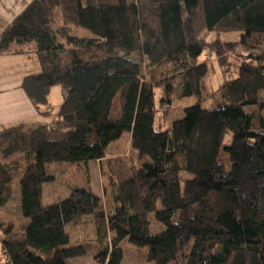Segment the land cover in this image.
<instances>
[{"label": "trees", "instance_id": "16d2710c", "mask_svg": "<svg viewBox=\"0 0 264 264\" xmlns=\"http://www.w3.org/2000/svg\"><path fill=\"white\" fill-rule=\"evenodd\" d=\"M218 29L241 34L224 41ZM206 52L224 76L213 93ZM21 53L41 65L22 83L39 113L52 114V86L65 95L48 123L0 128V209L19 183L30 219H0V264H121L124 241L151 264H264V0H32L0 35V55ZM176 96L198 102L168 125ZM125 132L140 162L117 182L102 170L98 194L90 163L109 167ZM53 163L73 185L46 205ZM151 215L164 230L152 232ZM85 216L93 238L70 245L67 227Z\"/></svg>", "mask_w": 264, "mask_h": 264}, {"label": "rangeland", "instance_id": "374dc122", "mask_svg": "<svg viewBox=\"0 0 264 264\" xmlns=\"http://www.w3.org/2000/svg\"><path fill=\"white\" fill-rule=\"evenodd\" d=\"M59 12V16L61 17V13ZM72 33L77 36L84 37H95L88 29L74 26L72 25ZM241 31L235 30L231 32H225L222 29H218L213 31L211 34L213 37H219L221 40H236L240 37ZM206 35L208 40L211 39L212 36ZM209 57L211 59L210 64L211 69L208 75L205 78L206 85L210 92H215V90L221 84L224 76L222 74V69L218 64V60L214 56H210V53L206 52L203 58ZM35 60H39L36 55H34ZM39 62V61H38ZM32 64V63H31ZM34 66V63H33ZM41 69V66H40ZM65 95V89L62 84H56L52 86L49 96H48V106L51 107L52 114L47 115L44 114L43 118L37 124H31L29 126H37L39 124H45L52 120V118L56 115L57 110L61 106ZM198 102V98L196 96H188V97H177L173 103V107L166 110V118L167 124L171 125V123L176 120L184 117V108L190 105H193ZM214 100L208 99L203 103L204 107L213 106ZM28 126V125H27ZM130 132H125L122 137L113 142L106 153L105 160H111L110 166H105L104 169H101L100 161H91L90 163V171L92 178V188L94 192L98 194H104V185L106 184L105 179L103 177L102 170H108L111 174V180L115 181L123 180L130 176L129 166L139 164L140 160H138L135 153H133L130 147ZM224 162V160H223ZM225 163V162H224ZM226 167L229 168L230 163H225ZM48 170L50 172L56 173V181L45 184L44 185V196L43 201L46 205L51 202L57 200L59 197H64L69 194V191L73 185L70 178L66 174V163H53L48 165ZM192 175L189 172L183 171L181 172V181L184 184L186 179L191 178ZM107 207L108 205L105 204ZM1 210V209H0ZM179 215L176 213L174 215V219H178ZM0 219L6 221L7 223H13L16 226L20 225H28L30 219L27 218L22 209V192L19 183L14 186V195L12 199L2 208L0 211ZM68 232L70 234L71 242L70 245H74L77 241H83L87 239H91L94 236V223L90 216H85L81 218L77 223L71 224L67 227ZM165 229L164 224H159L156 222L153 215H151V230L153 233L160 232ZM23 234L21 232H13L11 235L7 237V239H21ZM0 242H2V236L0 235ZM123 248V257L121 264H151L145 256L148 248L147 247H139L137 245L131 244L127 241H124L121 244ZM68 264H96V260L92 256H84L78 257L74 259H69Z\"/></svg>", "mask_w": 264, "mask_h": 264}, {"label": "crops", "instance_id": "0c3cea01", "mask_svg": "<svg viewBox=\"0 0 264 264\" xmlns=\"http://www.w3.org/2000/svg\"><path fill=\"white\" fill-rule=\"evenodd\" d=\"M31 2L0 0V35ZM32 57L34 54L0 55V128L21 123L29 126L44 119L22 88L25 76L41 70L39 60Z\"/></svg>", "mask_w": 264, "mask_h": 264}]
</instances>
